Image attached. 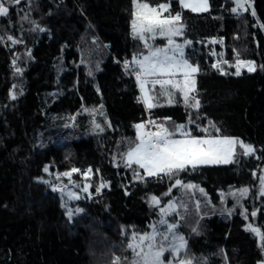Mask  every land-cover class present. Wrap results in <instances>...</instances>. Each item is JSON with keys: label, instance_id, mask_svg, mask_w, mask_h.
<instances>
[{"label": "trees", "instance_id": "trees-1", "mask_svg": "<svg viewBox=\"0 0 264 264\" xmlns=\"http://www.w3.org/2000/svg\"><path fill=\"white\" fill-rule=\"evenodd\" d=\"M140 1L169 3L167 16L181 13L184 39L192 42L187 56L199 66L187 102L179 91L162 95L157 88L151 91L156 106L143 103L133 57L166 40L146 46L134 34V0H5L0 264L124 262L133 232L148 231L173 198L178 210L171 219L185 235L183 255L192 264L264 262V0H250L243 13L233 11L234 0H209L203 12L180 0ZM209 38L219 42L206 45ZM238 60L255 61L257 70L236 75ZM148 118L168 130L188 122L195 136L241 137L255 153L146 175L138 164L128 166L127 153L139 143L135 126L148 127ZM65 172L87 188L75 189L72 206L83 211L71 219L69 203L54 190ZM242 187L250 188L248 196L234 192ZM249 225L262 228L263 245Z\"/></svg>", "mask_w": 264, "mask_h": 264}, {"label": "snow or ice", "instance_id": "snow-or-ice-1", "mask_svg": "<svg viewBox=\"0 0 264 264\" xmlns=\"http://www.w3.org/2000/svg\"><path fill=\"white\" fill-rule=\"evenodd\" d=\"M238 7L243 8L247 0H236ZM5 0H0V15H7L9 8L4 6ZM15 3H20V0H15ZM137 3V11L134 14L132 26L133 32L142 40H145V33H156L157 31L169 37L168 45L172 47L157 48L150 51L149 55L143 59L133 57V60L139 65V70L136 72V79L140 83V88L144 94V101L148 108L155 107L152 103L153 96L149 95L150 90L159 91L162 95H168V90L179 91L183 94L185 102L189 99V93L194 90L195 81L191 79L192 75L198 71V67H194L184 59V49L182 45L175 44L171 39L172 36L182 35L181 13L177 12L174 16L169 13V16L163 17V11H167L169 4H158L157 7H152L149 3ZM184 7H190L193 11H206L208 8V0H180ZM159 9V11H158ZM237 9H233L235 12ZM247 11V9H244ZM253 15L255 13L253 12ZM12 39V37H9ZM190 44L191 41H186ZM147 46V40H145ZM172 53V55H169ZM178 54V56H177ZM128 63L127 61L125 62ZM226 63V62H225ZM254 62L238 61L236 75H240V66H244L248 71H254ZM215 66V65H214ZM20 71V69H17ZM182 74L183 81L173 79L177 75ZM149 77L154 79L149 80ZM171 103V100H169ZM194 107H199V101L196 100ZM155 123L154 121H150ZM99 127V125H97ZM138 129L139 143L130 149L127 153V163L130 167L132 163L138 164L144 169L148 175L172 174L173 172L182 171L191 165L193 168L197 164L210 163H230L235 154L237 144L243 149L244 155H249L255 151L252 145L245 144L235 137H198L191 136L189 132L183 131L185 125L176 126V132H179L182 139H174L176 132L169 131L163 124L156 125V131H145L143 123L135 126ZM103 130V129H101ZM203 131L207 132V129ZM219 132V129H216ZM47 172L48 169L45 168ZM78 169H72V172H77ZM91 172V169L88 170ZM64 176H71L70 172L63 173ZM183 182L179 179L175 181L176 185ZM261 183L264 184V178H261ZM193 187V185H185ZM103 187V185H101ZM57 190V189H54ZM99 190V189H97ZM87 191V188H85ZM203 191V190H201ZM241 194L247 193L248 189L239 190ZM74 195V194H73ZM154 201L159 203L158 198L154 197ZM169 210H173V206L169 205ZM83 211V209H77ZM161 211H165L161 209ZM69 218L72 217V210L68 212ZM251 215L255 216L253 212ZM161 223H167L161 221ZM177 224L168 225L169 231L176 229ZM252 232L260 234V229L249 225ZM157 233L155 230L151 235L145 233L137 237L133 233V243H129L128 248L134 252V260L132 264H164L162 257L165 249L163 245H155L152 243L156 239ZM167 239V237H164ZM173 240H178V244H173L170 251L176 257L180 256L181 250L186 249L187 242L182 236H173ZM147 242V243H146ZM119 261V257L116 258ZM168 264H172L171 261ZM178 264H192L191 259H179Z\"/></svg>", "mask_w": 264, "mask_h": 264}, {"label": "rangeland", "instance_id": "rangeland-1", "mask_svg": "<svg viewBox=\"0 0 264 264\" xmlns=\"http://www.w3.org/2000/svg\"><path fill=\"white\" fill-rule=\"evenodd\" d=\"M137 2L138 3H146V2H143V1H140V0H137ZM234 2H235L234 8L237 9L235 11L236 13L246 12L244 10L245 8L248 11L252 7V3H251L250 0H247V2L244 3L243 8L238 7L236 0H234ZM164 4H169V3H164ZM152 7H157V6H152ZM169 8H170V4H169ZM136 11H137V3H135L134 14L136 13ZM158 11H159V9H158ZM163 17H166V16H163ZM134 18H135V16H134ZM184 31H185V28H184V25H183V27H182V33L183 34L180 35V36H173L175 38V41H174V39H173V41H174L175 44H179V45H182L183 46V49H184V59L187 60V62L189 64H191L192 66L198 67V71L196 73H194L192 75V77H191V79H193L195 81L196 76H197V74L199 72V66H198L197 63L193 62L187 56V54H188L187 53V48L192 45V42L190 44L186 43V41H190V40L184 39ZM156 33H159V32L157 31ZM153 37H155V36L153 35L152 38H151V36H150L149 33H145V40H147V45H150L153 42V41H151V40H153ZM156 37L157 38H160V36H156ZM161 37H164V36L161 35ZM176 37H179V38H176ZM145 40H143V41L145 42ZM204 41H205L206 45H208V44L209 45L210 44L213 45L216 42H219V40L213 39V38H209V39H206ZM158 46H160L159 48L172 47L171 45H168V44L167 45H158ZM156 47L157 46H152L148 51L149 52L150 51H154ZM209 51L212 52V53H214L215 56L219 53L218 50H214L213 48L211 50H209ZM142 55H140V56H142ZM147 55H149V54H147ZM169 55H172V53H169ZM140 56H138V57H140ZM144 56H146L145 53H144ZM177 56H178V54H177ZM238 61H240V60H238ZM238 61L235 64L236 69H237V66H238ZM245 62H254V64H253V67L255 68L254 71L257 70V63L255 61H253V60H246ZM221 63H222V61L217 60L214 63V65H216L217 67H219ZM132 65H134V67L136 68L137 71L139 70V65H137L134 60L132 62ZM245 71L250 72V71L247 70L246 67L240 66V73H243ZM254 71H251V72H254ZM235 73H236V71H235ZM152 79H154V78L153 77H149V80H152ZM173 79H177V80L183 81L184 77H183L182 74H179L176 77H173ZM137 82H138L139 90H140V93H141L142 101L145 104V106L147 107V104L144 101V94H143V92H142V90L140 88V83H139L138 80H137ZM151 91L152 90L149 91V95L152 96ZM152 103L154 104V99L152 100ZM138 124H141V122L138 123ZM164 125L166 126V124H164ZM178 125H185L186 127L183 129V131L189 132L191 136H195V135H192L191 134L192 128L190 126V123H188V122L187 123H179ZM169 131L176 132V127L174 129L169 130ZM198 137H203V138H208V137H221V138L222 137H235L239 141H243L245 144L252 145L254 147L253 144H251V143L245 141L244 139H242L241 137H237V136H227V135H218V134H216V135L215 134H207V135L198 136ZM173 138L174 139H182L183 137L180 136L179 132H176V135L173 136ZM254 149H255V147H254ZM242 150L243 149L240 147V145L237 144L236 149H235V154L237 152H239V151H242ZM254 153H255V151L253 153H251V154H254ZM233 157H232V159H233ZM214 164H228V163L197 164L196 166H200V165H214ZM189 166H191V165H189ZM145 173H146V175H148L146 171H145ZM70 178H71V176H66V180L65 181L64 180L63 181H60L59 180V181L55 182L54 188L57 189L62 194V196L66 198L67 202L69 203L68 206H67V214H68L69 210H72V216H73V214L76 212L77 209L72 206V203H73V201L77 200L78 197H79L78 196V193H77V191L75 189L79 187L80 188L79 190H81V191L84 192L86 186L85 187L84 186H79L77 183L72 182ZM261 178H264V166L262 168V172H261V176H260V184H259V195L260 196H264V184L261 183ZM85 185H86V182H85ZM241 189H248L247 193H245L244 195L248 196L250 194V188L249 187H242ZM241 189H236L234 192L238 193V192H240L239 190H241ZM170 204L173 206V210H169V205ZM161 209H164L165 211L162 212ZM177 210H178V204H177L175 198H173L169 203H167L166 205H164L163 207L160 208V215H159V217L152 222V224L150 225V228H149L148 231L143 232V233L133 232V233L136 234L137 237H139V236L144 235L145 233L151 235L153 233V231L155 230V232L157 233V235H156V239L154 241H152V243L155 244V245H158V246L159 245H163V247L165 249H169L168 251H165L164 252V256L162 257V259L164 260V264H168L169 261H171L172 264H178V260L179 259H185L184 258V255H183V251L185 249H182L181 250V253H180V256L179 257H176L175 254L170 251V249H171V247H172L173 244H178L179 243L178 240H173V236L174 235L175 236H182L186 240L185 235L178 230V223L173 222L172 219H171L172 216L177 212ZM68 216H69V214H68ZM161 221H166L167 223H161ZM172 223H176L177 224V228L169 231L168 225L169 224H172ZM256 228H259L260 229V234L259 235L256 234V233L255 234L257 235V238L259 239V243L261 245H263V230L259 226L256 227ZM164 237H167V239H164ZM133 242L134 241H133V234H132L129 243H133ZM133 260H134V252L131 250L128 259L126 261H124V262H119L118 264H132V261Z\"/></svg>", "mask_w": 264, "mask_h": 264}, {"label": "crops", "instance_id": "crops-1", "mask_svg": "<svg viewBox=\"0 0 264 264\" xmlns=\"http://www.w3.org/2000/svg\"><path fill=\"white\" fill-rule=\"evenodd\" d=\"M183 7H184V6H183ZM184 8L191 9L190 7H184ZM209 8H210V4H209V0H208V8H207V10H209ZM168 10H169V8H168ZM168 10H167V11H168ZM191 10H192V9H191ZM167 11H163L162 15L167 17ZM195 12H203V11H195ZM149 34H150L151 38H152L153 35L155 36V37H153V40H151V41L158 40V39H165V40H167L165 45L168 44V39H169V37H167V36L161 37L160 33H154V34H153V33H149ZM156 36H160V38H157ZM176 38H179V37H176ZM171 39H172V40L174 39V41H175V38H174L173 36L171 37ZM159 47H160V46H157L155 49H157V48H159ZM147 54H149V51H148L147 53H145V55H147ZM143 57H144V54H143L142 56H140V57H136V58H137V59H143Z\"/></svg>", "mask_w": 264, "mask_h": 264}, {"label": "built area", "instance_id": "built-area-1", "mask_svg": "<svg viewBox=\"0 0 264 264\" xmlns=\"http://www.w3.org/2000/svg\"><path fill=\"white\" fill-rule=\"evenodd\" d=\"M150 121H153L152 118H148V120L146 121V123L148 124V127H146V130L145 131H156L157 128H156V125H160L161 123H151ZM165 127V125H164Z\"/></svg>", "mask_w": 264, "mask_h": 264}, {"label": "water", "instance_id": "water-1", "mask_svg": "<svg viewBox=\"0 0 264 264\" xmlns=\"http://www.w3.org/2000/svg\"><path fill=\"white\" fill-rule=\"evenodd\" d=\"M260 264H264V262H260Z\"/></svg>", "mask_w": 264, "mask_h": 264}]
</instances>
